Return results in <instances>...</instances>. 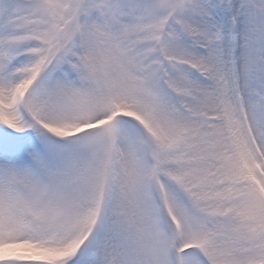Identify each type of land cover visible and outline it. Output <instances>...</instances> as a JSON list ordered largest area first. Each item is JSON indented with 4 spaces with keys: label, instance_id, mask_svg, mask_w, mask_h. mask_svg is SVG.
Returning a JSON list of instances; mask_svg holds the SVG:
<instances>
[{
    "label": "snow or ice",
    "instance_id": "6c2138e0",
    "mask_svg": "<svg viewBox=\"0 0 264 264\" xmlns=\"http://www.w3.org/2000/svg\"><path fill=\"white\" fill-rule=\"evenodd\" d=\"M0 264H264V0H0Z\"/></svg>",
    "mask_w": 264,
    "mask_h": 264
}]
</instances>
